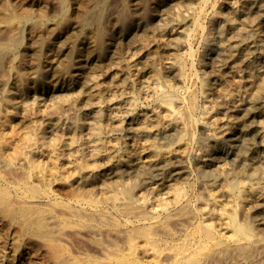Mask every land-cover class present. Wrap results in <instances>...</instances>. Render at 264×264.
<instances>
[{
  "label": "bare ground",
  "instance_id": "6f19581e",
  "mask_svg": "<svg viewBox=\"0 0 264 264\" xmlns=\"http://www.w3.org/2000/svg\"><path fill=\"white\" fill-rule=\"evenodd\" d=\"M7 1L0 0L2 12ZM219 1L201 0L203 7L191 23L181 24L171 34L170 46L183 50L184 56L174 55L164 63L174 82L161 80L159 74L143 82L141 94L151 102L150 108L137 107L132 98L118 99L109 88L100 93L108 100L104 107L100 97L96 98L100 94L90 86L86 108L80 113L74 111L66 129L58 131L57 127L56 138H46V129L39 130V126H27L26 132L20 129L22 135L14 129L5 132L3 127L10 117L0 118V264H264V239L253 234V227L259 225L258 214L264 211V184L239 187L225 176L226 189L219 190L216 184L197 188L185 181L187 170L185 174L180 169L181 165L187 169L193 157L207 163L218 155V151L197 148L200 124L210 138L221 142L225 136L224 145L233 149L231 155L241 166L251 161L250 145L253 151L264 148V118L258 119L261 137L254 136L255 123L232 120V113L254 112L264 98L263 89L262 94L254 95L249 90L264 81V60L252 64L254 55L264 56V34L256 31V19L262 18L264 27V11L255 0H248V9L227 3L221 8ZM208 5L211 10L206 12ZM168 19L169 15L161 11L155 29H161L160 21ZM80 20L85 39L92 45L100 43L106 32H93L84 17ZM26 26L24 21L16 22L8 43H0L1 54H11L17 48ZM7 27L6 22H0V30ZM44 27L35 28L39 35L47 31ZM195 38L202 46L198 54L202 69L212 68L224 81L214 83L207 77L201 88L186 86L198 80V73L191 68L187 76L184 66L195 57L188 48ZM27 49L21 52H29ZM209 53H214L212 59ZM244 67L255 80L249 82L243 96L229 84ZM44 69H33L32 74L40 79L37 87L18 89L16 97L22 104L24 90L33 96L42 95L45 86L55 88L68 78L66 70L51 73ZM2 95L12 96L8 91ZM72 107L69 105L67 111L75 110ZM216 110L226 113L222 125L215 119ZM126 120L131 122L130 137L108 145L105 136L119 131ZM84 128L85 134L80 132ZM174 133L177 142L169 150H160L150 142L167 140ZM66 134L70 137L65 138ZM234 135L239 137L234 139ZM244 136L251 137L250 145L242 140ZM130 139L134 142L131 145L127 142ZM129 148L134 152L131 156ZM253 156L256 168L263 169L264 156L257 152ZM223 174L219 168L202 176L215 183L223 180ZM237 208L245 211L242 222L234 211Z\"/></svg>",
  "mask_w": 264,
  "mask_h": 264
},
{
  "label": "rangeland",
  "instance_id": "374dc122",
  "mask_svg": "<svg viewBox=\"0 0 264 264\" xmlns=\"http://www.w3.org/2000/svg\"><path fill=\"white\" fill-rule=\"evenodd\" d=\"M255 1L259 8L264 11V0ZM138 2L139 4L136 5ZM247 2L248 0H220L218 7L223 8L227 3L228 5H235V7L239 6V8L245 6L246 9H248L249 6L247 5ZM137 6L138 8H136ZM202 7L201 0H8L3 7L6 11L3 10L2 12V7L0 6V14L3 13L7 15H0V22H6L8 26L7 29L0 30V43H8V37H10L12 33L10 31L14 30L17 21H24V24H28V26L22 30L19 44L17 48L13 49L11 54L0 53V118L5 115L10 117L3 127L5 132L14 129L18 134L22 135L24 133L22 131L26 132L27 126H39V130L43 127L46 129V138H56L57 127L59 129L58 131L66 129L72 122V114H75V112L80 113V111L82 112L86 108V100L90 99L89 97L91 95L88 92L90 86L95 87V90H97V93L99 94H102V91L105 88H109L116 98L119 97L118 99L128 101V99L130 100L132 98L131 100L134 99L137 107L144 106L150 108L152 106L151 102L143 98L141 94L143 82L153 77L155 74H159L163 81L174 82L172 75H169L166 71L164 63L168 58L174 55H179L178 57L182 58L184 54L183 50L179 51L170 46V40L172 38L171 34L175 33L181 24H190L194 16ZM163 10L169 15L168 22L160 21V27L162 28L156 30L155 24L159 21H157L158 16ZM210 10L211 5L205 7L206 12H209ZM81 17H84L85 21L87 20L86 23L90 25L93 32H106L105 37L100 43L92 45L90 41L89 43L88 40L85 39L83 28H81ZM3 18H6L5 21ZM113 19L116 20L115 24L112 23ZM261 20L262 18L260 20L256 19V31L262 35L264 34V27ZM36 27L39 29L40 27L47 28V31L44 34L39 35V29H35ZM56 29L58 30L56 31ZM78 30L82 32H79ZM30 42L31 44H29ZM199 42L200 40L195 38L188 44V48L193 50L195 57L192 60L193 62H184L187 73L186 75H190V69L193 68L194 73H198V80L193 82L189 81L186 84L187 87L194 86L196 88H201L202 82L207 77L214 83L224 81V78L214 73L212 68L204 70L200 66L198 54L201 53L202 46ZM27 48L29 49V52H21V50H26ZM35 51H40V53H36ZM213 55L214 53H209V59H212ZM71 60L77 62L78 65L73 67V62ZM252 60V64L254 65L257 64L255 62L264 60V56L262 54H256ZM192 63L195 64L193 65ZM39 66H42L43 69L45 68L44 70H50L51 73L66 70L65 72H67L68 78L63 80L61 84L55 88H47L45 86L42 95L33 96L28 94L27 90H24L25 101L22 104V102L16 97L18 94L17 91L23 87L35 88L39 85L40 79H38L35 74H32L33 69H36V67L38 68ZM238 71L241 73H239L240 76L234 75L232 78L233 80L230 79L231 83L229 82V85H231L232 90L235 93L244 96L246 94L245 92L250 88L249 86L252 83V80H255V76L247 71L245 67ZM263 71L264 69L262 72ZM262 75L264 77V73ZM249 82L251 83L249 84ZM20 83L22 86L19 85ZM261 89L264 90V81L260 82L258 87H253L252 90H249L251 94L254 95L256 93L262 94L263 90ZM6 91L10 92L12 96L2 95V93ZM213 92L216 93V90H213ZM101 94L96 98L98 99L100 97L99 100H102L104 103H102V105L106 107L108 105V100L103 98ZM259 102L261 105L259 107L257 106L258 108L255 109L254 112L244 110L240 113H232V120L237 124L255 123L254 136L257 134V136L261 137L263 131L258 126V123L260 120L259 118H264V98ZM69 105L73 106L72 108L75 109L70 110L72 111L71 113L67 111ZM131 112L134 114L136 108H133ZM54 115H58L57 119L54 118ZM224 115H226V113L223 110L214 111L215 119H219L220 125H222V121L225 119ZM119 119L121 118L119 117ZM106 123L109 130L112 131L113 125L111 124V121H108L107 119ZM130 123L131 122H128V120L125 122L123 121L120 124L119 131H114L113 133L110 131L111 134L109 137L105 136L107 137L105 138L106 143L108 145H117V143L119 144L120 142L122 143V141L127 140L130 137L128 136ZM24 125L25 127H23ZM110 125H112V127ZM23 128L25 130H23ZM20 129H22V131ZM78 131L79 130H77V132ZM80 132L85 134L86 129L84 128L80 130ZM196 133L198 141L197 148L199 149L203 147L204 149L212 150L213 152L218 151V155H215L216 157L214 161L207 163L198 161L193 157V159L187 164V169L181 165L180 169L185 171V174L187 170V174L184 176L185 181L192 183L197 188L202 186L209 187L216 184V187L217 189L219 188V190L222 188L226 189L224 181L225 176L228 177L230 181L238 183L237 185L239 187L247 184L251 186L264 184V168H256V165L253 164V158H255V156H253L254 152H257V155H262L261 157H263L264 148L260 147L253 151L254 146L250 145V143H252L250 136H244L242 140L249 143L251 146L252 154L250 155L251 157H249L251 161L247 162L246 165L241 166L231 155L233 149H227L226 145H224L225 143L223 139L225 136L221 142L215 138H210L202 124L197 127ZM69 137V135H65V138ZM238 137L239 136L236 135L235 137L234 135V139H237ZM177 138V134L174 133L173 136L167 140H150V142H153L152 144H155L160 150L166 151L176 144ZM217 139L220 138L218 137ZM130 140L127 141L130 143L129 145L134 143L133 140ZM133 154L134 152L129 148L128 155L131 156ZM222 157H224V159ZM262 160V162H264V157ZM219 168L224 172L223 180H218L219 182L216 181L214 183L212 179H205L202 176L203 172L211 173ZM143 192L145 191L143 190ZM262 197L264 200V194ZM234 211L236 212V215L238 213V219L241 221L245 215L244 209L237 208V210L235 209ZM228 213H230L229 209H227V214ZM258 215L259 225L255 224V227H253V234L264 239V211H261Z\"/></svg>",
  "mask_w": 264,
  "mask_h": 264
}]
</instances>
